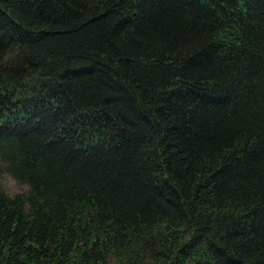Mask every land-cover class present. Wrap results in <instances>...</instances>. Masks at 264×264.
Segmentation results:
<instances>
[{"label": "trees", "instance_id": "trees-1", "mask_svg": "<svg viewBox=\"0 0 264 264\" xmlns=\"http://www.w3.org/2000/svg\"><path fill=\"white\" fill-rule=\"evenodd\" d=\"M2 171L0 264H264V0H0Z\"/></svg>", "mask_w": 264, "mask_h": 264}, {"label": "clouds", "instance_id": "clouds-1", "mask_svg": "<svg viewBox=\"0 0 264 264\" xmlns=\"http://www.w3.org/2000/svg\"><path fill=\"white\" fill-rule=\"evenodd\" d=\"M8 55L5 56V59H9ZM0 183L4 185L5 194L9 196V198L14 199L15 195L19 192V188L17 187V181L12 179L11 177H6L4 180H0ZM23 188L27 190L29 185H23Z\"/></svg>", "mask_w": 264, "mask_h": 264}, {"label": "rangeland", "instance_id": "rangeland-1", "mask_svg": "<svg viewBox=\"0 0 264 264\" xmlns=\"http://www.w3.org/2000/svg\"><path fill=\"white\" fill-rule=\"evenodd\" d=\"M6 177H11L12 179L15 180V178L9 172L2 171V173H1V180H4ZM23 185H25V184L17 181V187L20 190H24Z\"/></svg>", "mask_w": 264, "mask_h": 264}, {"label": "water", "instance_id": "water-1", "mask_svg": "<svg viewBox=\"0 0 264 264\" xmlns=\"http://www.w3.org/2000/svg\"><path fill=\"white\" fill-rule=\"evenodd\" d=\"M166 178H167V180H168V182H169V184H170V186H171V188L179 195L180 193H179V190H178V188L168 179V177L166 176Z\"/></svg>", "mask_w": 264, "mask_h": 264}]
</instances>
